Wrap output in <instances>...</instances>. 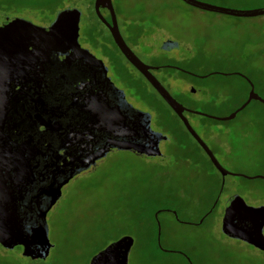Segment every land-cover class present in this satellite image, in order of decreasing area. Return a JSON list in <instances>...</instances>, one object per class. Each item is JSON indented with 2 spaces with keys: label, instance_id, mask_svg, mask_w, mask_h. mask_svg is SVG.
<instances>
[{
  "label": "rangeland",
  "instance_id": "1",
  "mask_svg": "<svg viewBox=\"0 0 264 264\" xmlns=\"http://www.w3.org/2000/svg\"><path fill=\"white\" fill-rule=\"evenodd\" d=\"M195 1L233 11L264 9V0ZM112 3L116 10L154 24L157 33L149 41L155 54L160 55L163 39L179 44L170 56L186 59L184 68L191 77L166 83L168 90L194 113L186 114V120L222 168L239 175L225 177L221 200L237 195L250 207L264 206V180L259 178L264 177V107L252 102L234 120H217L246 103L248 81L264 99V16L230 17L192 8L181 0ZM69 7L85 11L82 36L91 28L106 33L91 14V0H0V20L19 18L46 27ZM80 44L84 46L81 40ZM87 50L98 57L92 48ZM120 61L117 66L125 65L138 84L125 86L117 77V66L114 70L108 66L109 78L130 105L151 116V131L168 138L169 143L160 145L168 158L111 152L62 189L47 216L50 257L34 260L20 247L7 250L0 245V264H89L121 237L134 242L128 264H187L182 256H189L190 264H264V253L221 235L219 213L202 228L176 223L172 213L183 223L203 215L207 193L221 192L222 176L163 100L123 58ZM171 74L175 73L166 71Z\"/></svg>",
  "mask_w": 264,
  "mask_h": 264
},
{
  "label": "water",
  "instance_id": "2",
  "mask_svg": "<svg viewBox=\"0 0 264 264\" xmlns=\"http://www.w3.org/2000/svg\"><path fill=\"white\" fill-rule=\"evenodd\" d=\"M181 1L230 17L264 16V9L233 11L195 0ZM93 9L124 58L148 80L210 158L222 176V190L225 177L239 175L222 168L186 120L184 113L193 112L179 104L127 47L112 0H94ZM103 9L110 13L112 25L103 18ZM81 17L82 10L69 7L59 11L46 27L19 18L0 20V245L7 250L20 247L25 257L34 260L50 256L47 216L64 187L112 150L160 157L158 143L166 141L151 131L150 116L135 110L117 92L101 62L81 49ZM104 82L108 92L117 95L123 112L116 107L105 116L89 108L88 102L96 99L94 85L105 88ZM248 83L251 90L246 103L228 118L217 120H234L252 102L264 106V99ZM263 231L264 206L250 207L239 196L228 201L222 219L224 235L264 253ZM133 243L131 238L121 237L93 256L89 264H128Z\"/></svg>",
  "mask_w": 264,
  "mask_h": 264
},
{
  "label": "flooded vegetation",
  "instance_id": "3",
  "mask_svg": "<svg viewBox=\"0 0 264 264\" xmlns=\"http://www.w3.org/2000/svg\"><path fill=\"white\" fill-rule=\"evenodd\" d=\"M114 11H115V16H116L117 27H118V30L120 32V35H121L123 41L125 42L127 47L133 52V54L145 66L150 68L149 69L150 74L161 84V86L169 94H170V92L168 90V87H167L166 83H168V82H177V81L180 80V77H182V76L191 77V75H189L188 71L184 68V63H186V59H180L178 57L170 56L171 53L175 49L179 48V44H177V43H175V42H173V41H171L169 39H163V41L161 43L160 55L155 54L154 49L152 47V43H150V41H149L150 37L157 33L156 31H153L154 24H152L151 21H149L146 18H139V17L134 16L131 13H126V12L121 11V10H116L115 8H114ZM101 14H102L103 18L110 25H112L110 13L107 10L103 9V10H101ZM83 17H84V13L82 11V17H81V21L79 23V27H80L79 38H78L79 45H80L81 49L87 51L89 54H91L90 51L87 50V48H89V47L92 48L95 52L98 53V57H95L93 54H91V55L96 60L101 62L102 66L104 68H106V70H107L106 77L109 79L110 83L114 86V88L117 90V92L118 93L121 92L124 95L125 100H126V96H125L124 92L122 90L118 89L113 84L111 79L109 78L110 69H109L108 66H110L113 70H114V68L116 69L117 64L121 63V61H120V57H121L127 62V64L131 67V69H133L135 71V73H137L145 81V83L148 85V87L155 94H157L160 97V95L156 92V90L148 82V80L124 58V56L122 55V53L120 52L118 47L115 45L114 40H113L109 30L101 22L100 23L104 27L103 29L106 31V33H104V32L102 33L100 31L98 32L97 30H94V32H93L91 29H89L88 30L89 34H87V36H82V34H81V24H82ZM80 40L82 41V44L84 46H81ZM117 69H118V72L116 73L117 77L120 79V81L122 83L125 84V86H128L129 88H132L133 84H135V83L138 84L136 76L125 65L124 66L122 65V66H119V67L117 66ZM166 71L173 72L175 74L166 75ZM247 84H248V87H249L248 88V93H249L250 90H251V87H250L248 82H247ZM104 86H105V88H103L102 86L100 87V84H95L94 85L96 99H93L92 101L88 102V106H89V108L91 110H93L92 112L94 114L97 113V112H100L101 114H104L105 116H108L109 112H112L113 110H115L116 107H118L120 110H121V108H120V105H119V101H117V99H116L117 95L114 94V93H109L108 92L110 90L107 89V86H106L105 82H104ZM87 88H90V86L87 85ZM137 88L139 89V91L144 92V90L141 89L139 86ZM254 92L256 93L255 88H254ZM172 97L179 104H181L183 107H185V105L183 103H181L178 99H176L174 96H172ZM97 99H100L102 101L99 102V101H97ZM160 99H162V98L160 97ZM126 102L128 103L127 100H126ZM163 102L166 104V102L164 100H163ZM135 110H137V109H135ZM137 111H139V110H137ZM139 112H141V111H139ZM141 113H143V112H141ZM113 114H115V112H113ZM144 114H147V113H144ZM173 114L176 116V114L174 112H173ZM186 114H191V113H187L186 112V113H184V116ZM150 118H151V116H150ZM150 128H151V123H150ZM187 133H188V131H187ZM193 141L197 144V142L195 140H193ZM165 142L169 143L168 138H166V141H160L158 143V147H159V150H160L162 156L154 157V158H157V159H167L168 158V156L166 154H164L161 151V149H160L161 143H165ZM197 146L202 151V153L205 155V157L207 159V162L209 163L211 168L214 169L218 174H220L216 170V168L213 166L210 158L203 151V149L198 144H197ZM113 151H118V150H112V151H110V153L113 152ZM121 151H126V150H121ZM128 152H130V151H128ZM130 153H132L135 156H138L137 154H135L133 152H130ZM139 157H145V156H139ZM146 158H148V157H146ZM100 161H102V160H100ZM100 161H98V162H100ZM86 172H84V173H86ZM82 174H80V175H82ZM222 192H223V189L221 190V192L219 194L218 193L217 194H212L213 196L210 193H207L208 195H207V198H206V203H207L206 210H205L203 215H201V217L198 220L191 221V222H184L183 223L182 221H180L178 219V217H177V215H175V213H172L173 217L175 218L176 223H178L179 225H188V226H191V227H194V228H198V227L202 228L203 225H205V223L207 222V220L211 216L215 215V213L216 214L219 213V216H220L219 217V228H220L221 235L224 238H226V239L232 240V239H230L229 237H227L226 235H224L222 233V219H223L225 208H226V205H227L228 201L232 197L237 196V195H233L230 198L227 197L224 200H221ZM204 195H206V193ZM202 202H203V199L199 200L198 203L196 204V206H201ZM181 205L184 208H187L183 204H181ZM263 233H264V231H263ZM233 241H236V240H233ZM238 242H240V241H238ZM50 254H51V252H50ZM182 257L184 258V260L186 261L187 264H190V262L187 260L189 258V256H182Z\"/></svg>",
  "mask_w": 264,
  "mask_h": 264
},
{
  "label": "trees",
  "instance_id": "4",
  "mask_svg": "<svg viewBox=\"0 0 264 264\" xmlns=\"http://www.w3.org/2000/svg\"><path fill=\"white\" fill-rule=\"evenodd\" d=\"M73 1V0H72ZM93 5H94V0H91V14H93V16L95 17V19L98 21V23L102 26V24L100 23V21L98 20V18L96 17V15H95V13H94V11H93ZM73 6H75V5H73ZM83 13H84V15H85V11H83ZM84 18V17H83ZM103 27V26H102ZM104 28V27H103ZM91 30L94 32V30H96L95 28H91ZM92 32V33H93ZM263 99V98H262ZM253 103H256V104H259V105H261L260 103H257V102H253ZM262 107H264L263 105H261Z\"/></svg>",
  "mask_w": 264,
  "mask_h": 264
}]
</instances>
